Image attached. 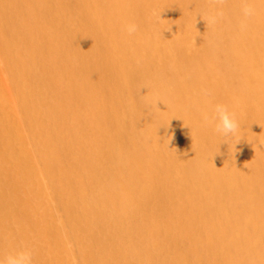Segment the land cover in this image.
<instances>
[{
    "label": "bare ground",
    "instance_id": "bare-ground-1",
    "mask_svg": "<svg viewBox=\"0 0 264 264\" xmlns=\"http://www.w3.org/2000/svg\"><path fill=\"white\" fill-rule=\"evenodd\" d=\"M195 3L0 0L22 112L0 97V258L264 264V2L244 30L241 0ZM149 4L195 24L193 53L179 42L192 28L166 35ZM217 103L235 137L215 131Z\"/></svg>",
    "mask_w": 264,
    "mask_h": 264
},
{
    "label": "clouds",
    "instance_id": "clouds-1",
    "mask_svg": "<svg viewBox=\"0 0 264 264\" xmlns=\"http://www.w3.org/2000/svg\"><path fill=\"white\" fill-rule=\"evenodd\" d=\"M264 2V0H261ZM242 7L240 9L241 21L239 27L241 30H244L247 27V22L254 18L257 15V8L254 7V0H241ZM225 17V12L223 8H219L216 10L214 16L212 17V21L215 22L218 19H223ZM170 30V28H169ZM124 31L132 36L137 31V25L134 23H129L125 25ZM204 95H209L208 92H204ZM159 101H157L158 103ZM160 103V102H159ZM213 110L215 112L217 121L215 124V131L221 136H232L235 137L239 128V124L228 108L221 103H217L214 105ZM203 120L205 123L208 122V117L206 114L203 115ZM240 140L236 139V145ZM33 255L30 249H21L17 250L12 254L7 255L6 257L0 258V264H32Z\"/></svg>",
    "mask_w": 264,
    "mask_h": 264
},
{
    "label": "rangeland",
    "instance_id": "rangeland-1",
    "mask_svg": "<svg viewBox=\"0 0 264 264\" xmlns=\"http://www.w3.org/2000/svg\"><path fill=\"white\" fill-rule=\"evenodd\" d=\"M185 1H187L189 4H192V5H195L196 3H195V0L193 1V0H190V1H188V0H185ZM154 6V7H153ZM156 5H151V4H149L148 5V7L145 9V11H146V13L149 15V16H151V17H153V19L154 20H162L163 18H164V21H165V26H164V28H162L163 29V31L166 33V35H168L169 36V33H168V28L167 27H170V28H172V30L175 32V31H178V30H180V31H182L181 29H184V28H188L189 26L192 28V29H190V28H188L189 29V31L190 32H188V34L190 33H192L191 35L189 34V35H187L186 37L185 36H182L181 37V41L179 40V42L181 43H183V44H185V46H186V51L184 52V53H186L185 55H187V54H189V53H193L194 51H195V43H197V41H198V39H196V36H195V32H194V23L193 22H190V20L189 19H186V18H184L183 16H180V18H179V20H175V19H177L178 18V15H176V16H174V17H172V18H166V13L165 12H163V15L159 12V9L160 8H158V6L157 7H155ZM152 8V9H151ZM161 11H162V9H160ZM198 13H200L201 15H202V11L200 10V12L198 11ZM167 20H169V21H167ZM175 20V22H173ZM178 22H179V24H178ZM169 24V25H168ZM173 25H175V27L173 26ZM188 26V27H187ZM184 30H186V29H184ZM193 44V45H192ZM191 45H192V47H191ZM173 48H175L174 46H172L171 44L169 45H167L166 46V49H167V51H168V53H169V51L170 52H172V53H175V51H174V49ZM172 49V50H171ZM184 55V56H185ZM221 59V58H220ZM219 60V59H218ZM0 97H1V99L4 101V103L7 105V108L9 109V112H10V114L12 115V119H15V121H17L18 123L20 122H22V112H21V109H20V107L18 106V102H17V97H16V92H15V89H14V87L11 85V82H10V80H9V78H8V76H7V74L4 72V69L5 68H3L4 66H3V63L2 62H0ZM5 86V87H4ZM4 87V88H3ZM3 88V89H2ZM2 90V91H1ZM4 90V91H3ZM8 91H9V93H11V95L8 93ZM3 97V98H2ZM14 100V101H13ZM17 113H19V114H17ZM20 119V120H19ZM17 126H22L21 124H18ZM22 127H20V129H21ZM24 133V132H23ZM24 135H26V133H24ZM26 138V144L28 145V146H30V145H32V142H29L30 141V139H27L28 138V136L26 135L25 136ZM28 140V141H27ZM22 194H23V192H22ZM18 219H20V218H18ZM6 230H7V232L9 233V234H11L12 235V228H10V226H9V224H7V226H6ZM0 247H1V245H0ZM45 247V246H44ZM3 251H5V250H3V249H1L0 248V253H2ZM43 251L46 253L47 252V249L46 248H44L43 249ZM4 254V253H3ZM9 254H11V252H8L7 253V251H6V255H9ZM3 256V255H2Z\"/></svg>",
    "mask_w": 264,
    "mask_h": 264
}]
</instances>
